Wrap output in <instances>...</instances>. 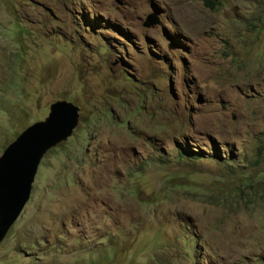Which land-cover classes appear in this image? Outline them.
Returning <instances> with one entry per match:
<instances>
[{"label": "rangeland", "instance_id": "rangeland-1", "mask_svg": "<svg viewBox=\"0 0 264 264\" xmlns=\"http://www.w3.org/2000/svg\"><path fill=\"white\" fill-rule=\"evenodd\" d=\"M214 2L0 0V157L80 108L0 264H264V0Z\"/></svg>", "mask_w": 264, "mask_h": 264}, {"label": "water", "instance_id": "water-1", "mask_svg": "<svg viewBox=\"0 0 264 264\" xmlns=\"http://www.w3.org/2000/svg\"><path fill=\"white\" fill-rule=\"evenodd\" d=\"M157 24L151 14L144 26ZM79 120L78 106L57 101L44 121L29 126L4 150L0 157V244L29 202L44 157L73 135Z\"/></svg>", "mask_w": 264, "mask_h": 264}, {"label": "trees", "instance_id": "trees-1", "mask_svg": "<svg viewBox=\"0 0 264 264\" xmlns=\"http://www.w3.org/2000/svg\"><path fill=\"white\" fill-rule=\"evenodd\" d=\"M206 3H207V5H209V6H211V7H215L216 6V3L213 1V0H206ZM55 150V148L54 149H52V150H50L49 151V153L50 152H52V151H54ZM188 154H189V156L192 158V159H197L198 158V155L197 156H195L194 154L195 153H193V152H187Z\"/></svg>", "mask_w": 264, "mask_h": 264}, {"label": "bare ground", "instance_id": "bare-ground-1", "mask_svg": "<svg viewBox=\"0 0 264 264\" xmlns=\"http://www.w3.org/2000/svg\"><path fill=\"white\" fill-rule=\"evenodd\" d=\"M71 103V102H70ZM75 105V104H74Z\"/></svg>", "mask_w": 264, "mask_h": 264}]
</instances>
